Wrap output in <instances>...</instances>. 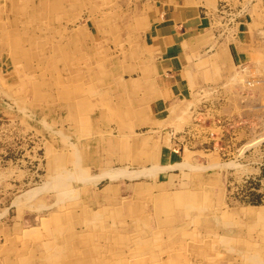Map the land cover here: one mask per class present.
<instances>
[{
    "label": "rangeland",
    "instance_id": "374dc122",
    "mask_svg": "<svg viewBox=\"0 0 264 264\" xmlns=\"http://www.w3.org/2000/svg\"><path fill=\"white\" fill-rule=\"evenodd\" d=\"M88 1L66 0L48 21L46 0H0L25 54L7 58L0 84V264H264V128L222 155L218 191L173 185L155 200L113 189L109 154L82 151L121 125L95 102L97 122L86 111L70 117L63 98V36L94 34ZM111 1L93 15L124 19L120 0ZM48 35L56 45L49 55Z\"/></svg>",
    "mask_w": 264,
    "mask_h": 264
},
{
    "label": "crops",
    "instance_id": "0c3cea01",
    "mask_svg": "<svg viewBox=\"0 0 264 264\" xmlns=\"http://www.w3.org/2000/svg\"><path fill=\"white\" fill-rule=\"evenodd\" d=\"M65 2L46 0L48 21ZM106 2L88 1L94 34L63 36L62 92L70 117L86 111L97 122L95 102L109 106L111 122L121 124L108 138L84 141L89 150L80 148L109 154L106 174L116 181L110 186L130 191L132 200H155L173 185L218 191L222 155L264 128V0H120L124 19L122 13L94 17L92 10ZM8 17L0 13V84L7 58L20 49ZM47 42L49 55L55 36ZM67 57L75 60L66 63ZM255 77L262 82L243 83ZM101 115L106 119L107 107ZM95 157L87 155L91 162Z\"/></svg>",
    "mask_w": 264,
    "mask_h": 264
},
{
    "label": "bare ground",
    "instance_id": "6f19581e",
    "mask_svg": "<svg viewBox=\"0 0 264 264\" xmlns=\"http://www.w3.org/2000/svg\"><path fill=\"white\" fill-rule=\"evenodd\" d=\"M206 49V48H205ZM200 90V89H199ZM187 107V106H186ZM180 113H182V112H180ZM204 116V115H203ZM150 131V130H149Z\"/></svg>",
    "mask_w": 264,
    "mask_h": 264
}]
</instances>
